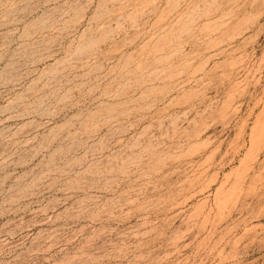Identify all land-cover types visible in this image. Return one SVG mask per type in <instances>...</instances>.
Instances as JSON below:
<instances>
[{"label": "rangeland", "instance_id": "374dc122", "mask_svg": "<svg viewBox=\"0 0 264 264\" xmlns=\"http://www.w3.org/2000/svg\"><path fill=\"white\" fill-rule=\"evenodd\" d=\"M0 264H264V0H0Z\"/></svg>", "mask_w": 264, "mask_h": 264}]
</instances>
